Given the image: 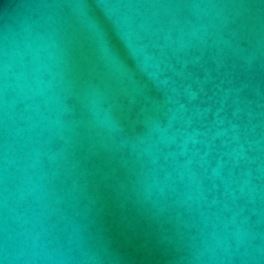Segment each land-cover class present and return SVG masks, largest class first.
I'll list each match as a JSON object with an SVG mask.
<instances>
[{
	"label": "water",
	"instance_id": "water-1",
	"mask_svg": "<svg viewBox=\"0 0 264 264\" xmlns=\"http://www.w3.org/2000/svg\"><path fill=\"white\" fill-rule=\"evenodd\" d=\"M0 264H264V0H0Z\"/></svg>",
	"mask_w": 264,
	"mask_h": 264
}]
</instances>
